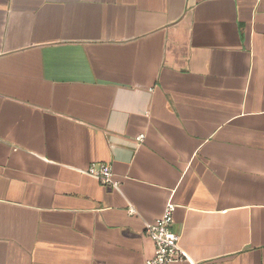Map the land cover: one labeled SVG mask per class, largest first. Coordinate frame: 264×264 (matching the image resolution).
I'll return each mask as SVG.
<instances>
[{"label": "crops", "instance_id": "obj_1", "mask_svg": "<svg viewBox=\"0 0 264 264\" xmlns=\"http://www.w3.org/2000/svg\"><path fill=\"white\" fill-rule=\"evenodd\" d=\"M169 202V264H264V0H0V264H145Z\"/></svg>", "mask_w": 264, "mask_h": 264}, {"label": "built area", "instance_id": "obj_2", "mask_svg": "<svg viewBox=\"0 0 264 264\" xmlns=\"http://www.w3.org/2000/svg\"><path fill=\"white\" fill-rule=\"evenodd\" d=\"M141 138V137H139ZM85 174L95 178L100 184L119 189V181L114 178L111 164L94 162L84 170ZM175 205L167 203L164 211L154 222L144 226V233L153 241V255L145 261V264H169L176 261L190 262L188 256L179 246L180 235L173 231L172 214Z\"/></svg>", "mask_w": 264, "mask_h": 264}]
</instances>
